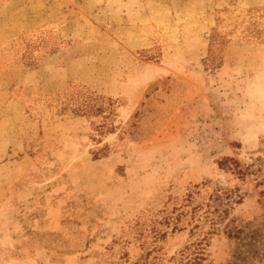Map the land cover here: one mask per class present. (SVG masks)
I'll use <instances>...</instances> for the list:
<instances>
[{
  "label": "rangeland",
  "instance_id": "374dc122",
  "mask_svg": "<svg viewBox=\"0 0 264 264\" xmlns=\"http://www.w3.org/2000/svg\"><path fill=\"white\" fill-rule=\"evenodd\" d=\"M78 86L100 113L63 109ZM198 246L264 264V0H0V264Z\"/></svg>",
  "mask_w": 264,
  "mask_h": 264
},
{
  "label": "trees",
  "instance_id": "16d2710c",
  "mask_svg": "<svg viewBox=\"0 0 264 264\" xmlns=\"http://www.w3.org/2000/svg\"><path fill=\"white\" fill-rule=\"evenodd\" d=\"M64 100L61 101L63 103V109L66 107H69L71 111L75 114L84 115V114H97L100 113V106L98 103L94 102L93 100L89 99L88 97V91L78 87L70 88L67 92L63 94ZM60 108V110H63ZM218 166L222 169H225L231 173L236 174L237 176H243L245 174V171H243L238 162L232 158V157H224L221 158L218 161ZM220 195H216L215 199H220ZM240 199V198H239ZM222 202V201H221ZM214 210H216L214 208ZM223 211H226V208L223 209ZM212 212V210H211ZM221 218L215 217L214 214H212V217L210 218V228L208 232L206 233H217L220 231V225L219 220ZM227 231L228 235L237 236L239 235L240 228H237L236 226H230L227 224ZM198 243H201L198 241ZM196 245H199L196 243ZM205 258L202 257V248L198 246L196 250L194 251V256L191 257L186 263L189 264H201Z\"/></svg>",
  "mask_w": 264,
  "mask_h": 264
}]
</instances>
